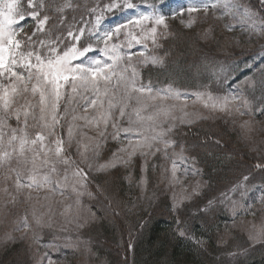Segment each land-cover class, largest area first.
<instances>
[{
	"label": "rangeland",
	"instance_id": "374dc122",
	"mask_svg": "<svg viewBox=\"0 0 264 264\" xmlns=\"http://www.w3.org/2000/svg\"><path fill=\"white\" fill-rule=\"evenodd\" d=\"M260 1V9L249 4L248 0H147L145 2L112 0L120 6L112 10L103 7L96 15V17H100V24H96L95 17L91 28L94 29L93 34L95 33V35L92 34V41H88V43L91 42L90 45L95 51L89 52L86 58H82V61L77 60L74 63L83 62L87 65L97 57L102 62L110 63L102 55L104 43L99 37H102L104 31L113 26L125 24L119 37L114 36L113 40L108 42L109 46L112 44L119 46L120 55L124 58L120 62V69H129L124 73L125 81H121L120 88L116 90V96L119 97L123 93L132 68L136 71L135 87L151 88L152 92L151 94L145 93L147 98L143 102L148 105V108L146 111H141V117L145 119L140 127L137 124L138 118L135 115V110L141 109L143 105H137L133 101L125 109L123 117H120L118 108L112 109L106 141L99 135V132L104 128L103 123H100L97 128L83 119L73 120L72 117L75 115L77 117L87 116L89 119L100 118L107 113V102L103 108L98 105L95 108L88 107L85 111L83 105L86 101L66 92L60 108V115L63 118L56 127V133L67 141L68 127L72 126V142L67 154L88 173H96L100 172L97 171L100 164L113 160V153H116L118 148L125 147L130 140L135 142L139 138L136 135L137 132L148 136L163 132L161 141L169 142L166 149L167 155H165L164 143L159 142L156 147H159L161 151L154 156H148L146 161L137 155L131 165L117 163V167L127 169L126 179L130 187L129 190L132 196L139 199L141 203H148L154 198L152 192L146 193V188L149 172H157L160 176V182L157 185H161L160 188L167 192L174 208L193 199L205 186L203 173L196 165L195 160L174 143L173 131L175 129L200 120H222L226 122L230 130L237 132L242 142L251 151L264 157V48L252 54L240 67L222 65L216 68L209 65L208 73L215 78L212 88L203 85L197 88L183 89L181 86L171 84V81H168L170 78L165 80V75L159 76L158 79L149 76V74L142 76V70L146 67L161 65L163 58L159 56L156 49L160 39L167 34L170 20L176 19L184 26H192L197 23L199 14L201 16L210 14L231 30L241 31L247 35L262 34L264 32V0ZM7 2L8 0H0V7ZM125 2L133 3L135 7L126 9L123 7ZM232 3H235L237 7H227ZM190 8H197L198 11L190 12ZM141 15H147L149 19L140 24L135 23L136 18ZM159 15L164 16L162 25L155 24V17ZM129 20H132L133 23H127ZM152 27H156L155 42H153L150 33ZM87 45L89 44L85 46ZM130 54L131 59L129 60ZM154 59L161 62L154 64L152 62ZM16 70L23 71L19 68ZM155 81L160 83H154ZM7 83L8 80L0 77V84ZM115 84L116 78H113L109 85L110 93ZM131 87L132 85L129 84L127 94L139 95V93L133 94ZM176 93L180 94L179 99L175 98ZM84 95L89 99L92 98L91 92L84 93ZM225 97L229 99V104L226 110H221L219 102ZM25 101L34 106L32 111L39 117V95L32 96L29 92L20 100V104H24ZM213 103H217L218 106L212 107ZM65 108L68 109L67 113L64 112ZM161 109L166 111L167 115L161 114L157 117L153 128L149 129V124H153V122L147 121L146 117ZM0 115H3L2 111H0ZM113 123L116 124V128L112 127ZM34 125L35 122L31 118H29V127L27 128L23 127V121L18 124L15 118L8 119L4 126V140L0 143V154H2V150L11 151L8 138L12 130H18L19 134L26 133L29 137L34 138L35 133L39 131V128ZM241 125L244 126L241 127ZM125 128L131 130L127 136L123 131ZM116 132L120 133L119 137L112 139V134ZM97 143L101 144V147L98 149L99 155L94 156L93 151ZM118 155L123 154L118 153ZM174 162L177 165V179L175 180L172 179ZM89 163L93 167L89 168L87 166ZM135 166L138 168V177L135 176ZM30 167L31 165L22 169L25 175ZM56 167L59 175L52 174L53 184L39 191L16 189L15 172L11 171V169L18 168L15 160L10 166L0 167V225H3L2 221L10 222L5 230L0 231L2 233L0 237H3L7 232L15 239H22L29 233L39 239L43 231L49 232L51 236L48 240H43L38 245L39 254L34 264H59L60 261V264H69L66 255L74 251L83 256L82 264H91L88 257L90 256V247L88 242L80 237L79 230L81 225L96 219L97 214L84 204L86 193L84 178H79V182H77L71 178L69 170L67 173L69 180L65 182L63 179L64 167L59 164ZM142 167L146 169L143 173L141 172ZM110 169L112 168L103 172ZM142 176L146 179V184L141 183ZM57 181L60 184L59 188L56 187ZM135 188L138 191V197L132 193ZM230 213L229 224L233 228L238 227L242 230L251 244L264 240L263 186L256 184L244 188L239 198L231 203ZM24 217H28L31 227L16 230L17 224ZM37 218L40 219V224H36Z\"/></svg>",
	"mask_w": 264,
	"mask_h": 264
},
{
	"label": "trees",
	"instance_id": "16d2710c",
	"mask_svg": "<svg viewBox=\"0 0 264 264\" xmlns=\"http://www.w3.org/2000/svg\"><path fill=\"white\" fill-rule=\"evenodd\" d=\"M108 2L44 0L41 17L47 15L49 21L45 31L37 32L33 39L47 44L62 37L59 47L64 50L65 45L73 43L67 31L84 27V36L77 44L82 48L91 43L88 41L93 39L94 18ZM248 2L260 9V0ZM19 3L21 10H25L26 0ZM197 20L192 26H184L176 19L169 21L167 34L156 49L163 61L159 66L143 69L142 76L149 74L158 79L165 75V80L170 78L171 84L183 89L203 85L212 88L215 78L208 73L209 65L240 67L264 48V32L247 35L231 30L210 14H199ZM21 26L24 30L21 35L31 36L37 21L28 18ZM173 139L201 169L205 179L203 190L174 208L167 192L157 185L160 182L157 172H149L146 193L152 192L154 198L148 203L132 196L127 169L118 166L105 172L88 173L84 179V204L97 216L79 232L90 247V263L264 264V240L251 244L242 230L229 224L231 203L239 198L242 190L256 184L264 187V157L251 151L236 131L217 119L181 126L173 131ZM134 171L138 177L136 166ZM132 193L138 197L136 188ZM2 223L0 231L10 225V222ZM50 236L43 231L39 239L28 233L22 239L0 242V264H34L39 243ZM66 258L69 264L84 261L76 251Z\"/></svg>",
	"mask_w": 264,
	"mask_h": 264
},
{
	"label": "snow or ice",
	"instance_id": "6c2138e0",
	"mask_svg": "<svg viewBox=\"0 0 264 264\" xmlns=\"http://www.w3.org/2000/svg\"><path fill=\"white\" fill-rule=\"evenodd\" d=\"M26 6L25 10H21L19 0H8L7 3L0 7V77L8 80L7 84H0V111L3 112V115H0V143L3 142L5 136L4 126L10 118H15L18 124L23 121L24 128L29 127V118H31L35 122L34 126L39 128V131L32 138L26 133L21 135L18 130H12L8 138V145L11 151L2 150L0 167L10 166L12 161L15 160L18 168L11 169V171L15 172L16 189H35L39 191L53 184L52 174L59 175L57 164L64 167L65 174L63 179L65 182L69 180L67 174L69 170L71 171V178L77 180V182H79L81 177L85 180L88 177V172L67 154L72 142V126L68 127L67 141L56 133V127L63 118L60 115V108L66 92H70L73 96L85 100L86 103L83 105L85 111H87L88 107L95 108L98 105L103 108L105 102H107V113L100 118L89 119L87 116L77 117L75 115L72 117L73 120L83 119L97 128H99L100 123H103L104 128L99 132V135L106 141L108 138L109 117H111L112 109L114 108H118L120 117H123L125 109L133 101L137 105H143L141 109L135 110V115L138 118V127L143 125L145 118L141 117V111H146L148 108V105L144 104L143 101L147 98L145 93L151 94L152 89L135 87L136 71L132 68L123 93L119 97L116 96V90L120 88L121 81H125L124 73L128 72L129 69H120V62L124 58L120 55L119 46L116 44L109 46L108 42L112 41L114 36L119 37L125 24L115 25L104 31L103 36L99 37L104 43L102 55L110 63L102 62L99 57L92 59L87 65L83 62L74 63L77 60L82 61V58H86L89 52L95 51L90 44L82 48L77 47V44L84 36L85 28L80 27L75 32L72 30L67 31V37L73 43L71 46L65 45L64 50L59 47V44L63 43L62 37L50 40L47 44L43 40L36 41L33 37L36 36L37 32L45 31V25L48 24L49 17L47 15L41 17V10L45 7L44 0H26ZM119 6L110 0L104 7L112 10ZM123 7L133 9L135 5L125 2ZM227 7H237V5L232 3L227 5ZM189 11L195 12L198 9L190 8ZM26 12L27 15L25 14ZM28 18L37 21L36 31L31 36L26 33L21 35L24 30L19 25ZM148 19L147 15H141L136 18L135 23L140 24ZM61 23H63V18ZM127 23H133V21L129 20ZM96 24H100L99 16L96 17ZM155 24H164V16L155 17ZM150 33L153 42H155L156 27H152ZM128 59H131V54ZM152 62L156 64L161 61L154 59ZM17 68L23 71L18 72ZM113 78H116V84L110 93L109 85ZM129 84L132 85L131 92L133 94L139 93V95L127 94ZM102 91L103 95L101 96ZM29 92L32 96L39 95V117L32 111L33 105L27 101L24 104H20V100ZM87 92L92 93L91 99L84 95ZM152 98L155 99V97ZM175 98L179 99L180 94L176 93ZM114 100L116 101L115 103ZM228 104L229 99L227 97L219 102L221 110H226ZM15 105L19 106L16 107ZM217 106V103L212 105V107ZM64 112L67 113L68 109L65 108ZM161 114L167 115V112L161 109L146 117L147 121L153 122V124H149V129L153 128L156 118ZM243 126L241 125V127ZM112 127L116 128V124L113 123ZM123 131L125 136H127L131 130L125 128ZM119 135L120 133L116 132L112 134L111 138L117 139ZM136 135L139 138L135 142L130 140L125 147L118 148L117 152L113 153V160L100 164L97 171L103 172L108 168H115L117 163H122L126 166L131 165L137 155L143 157L146 161L148 156H154L161 151L159 147H156L159 142L164 143L165 155H167L166 149L169 146V142L167 140L161 141V137L164 135L163 132L151 136L137 132ZM100 147L101 144L97 143L93 151L94 156L99 155L98 149ZM118 153L123 155H118ZM81 155L83 156V153ZM29 165L31 167L25 175L22 169L28 168ZM87 166L89 168L93 167L91 163ZM145 171L146 169L142 167L141 172ZM176 173L177 165L174 162L172 165V179L174 180L177 179ZM141 183L146 184V179L143 176ZM56 187H60L59 181L56 182ZM40 223V219L37 218L36 224ZM30 227L31 224L28 217H24L17 224L16 230L29 229ZM14 239L15 237L6 232L3 237H0V242L6 243ZM129 248H131V245H129Z\"/></svg>",
	"mask_w": 264,
	"mask_h": 264
}]
</instances>
